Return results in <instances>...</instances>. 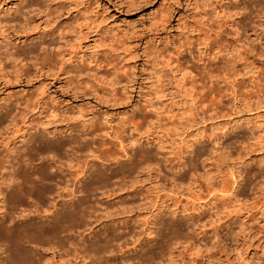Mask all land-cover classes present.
I'll return each instance as SVG.
<instances>
[{
    "label": "rangeland",
    "instance_id": "374dc122",
    "mask_svg": "<svg viewBox=\"0 0 264 264\" xmlns=\"http://www.w3.org/2000/svg\"><path fill=\"white\" fill-rule=\"evenodd\" d=\"M222 1L236 13L231 12V17L222 13L214 16L213 6ZM246 1L248 6L244 8L242 3L232 0H0V64L3 68L0 73V157L13 144L16 147L13 150L24 144H38L36 147L40 149L34 147L35 150H32L37 152L38 157L36 152L34 157L29 154L33 162L28 154L26 158L25 154L23 157L30 164H39V167L42 161L51 162L52 155L64 167L70 165L67 164L70 161L67 156L68 159L75 158V154L79 156L81 165L78 163V167L71 168L74 169L72 172L77 169V174L82 173L78 174L81 182L77 183L80 185L81 196L77 192L74 193L75 198H85L80 203L99 210L97 214L109 210L111 215L104 218L101 216L98 220H102L101 222H89V219L80 217L81 213L78 214L82 208V204L78 203L80 209H77V215L80 216L77 221L81 218L83 222L81 224L80 220V225L75 226L78 231L75 227H68L73 232L71 234L76 235L75 232L79 233L81 230L80 234L83 232L82 235L89 237L98 230L112 231L114 228L115 231L122 232L123 238H127L125 230L129 226L137 228L135 225L139 220L136 218L143 219L146 216L145 213H140L132 217L127 213L126 206L136 204L138 197L145 192L153 197L158 191L157 193L162 194V227L153 238L155 241L150 242L153 243L152 260L142 261L141 264H160L159 261L162 264L163 255L159 254H162L166 236L174 238L176 235L184 239L190 233L191 236L194 235L188 227L189 219L180 216H187L188 213V216H195L206 224L209 217H214V210L222 209L221 202L216 205L218 208L211 202L210 205H203L204 208L199 206L208 199L209 186L204 180L207 179L208 183L212 178L206 173L215 168L230 183L228 185L235 188L240 204L239 206L237 200L228 202L230 211L232 208L235 211L229 212L227 217L225 212L219 214L221 219L224 214L225 219L218 220V224L225 220L228 223L226 226L220 225L221 228L217 227L220 230L221 251L219 253L216 248L213 249L219 253L216 256L221 255V259L229 260L226 264H244V261L248 264H264V15L258 9L262 3L260 0ZM32 2L33 5L40 4V11L31 12L28 6ZM24 11H28L30 17L24 19ZM44 14L47 16L44 17ZM232 18L238 19L236 27L230 22ZM24 24L27 28L23 31ZM14 30L17 33L13 34ZM15 37H21L20 40L27 37L23 43L17 44L21 47L18 52L23 51L20 55L25 58L22 62L27 64L24 77L14 76L10 72V64L3 57V53L13 45ZM65 41L68 42L67 45H64ZM233 44L240 47L239 56L231 51ZM40 45H43L44 52L39 49ZM60 46L76 57L80 56L78 71L65 74L58 71L60 56L57 51ZM164 60H168L166 66ZM49 64L53 67L51 70L46 69ZM92 72H95L94 76L91 75ZM55 74L58 75L57 78L52 77ZM71 88H77L72 92L73 95ZM40 95L43 96L46 112L39 115L27 112L25 116H21L25 99L30 101ZM149 96L157 102V106L162 105L160 110L165 109L166 115L164 112V117L161 115L162 119H159L161 123L147 107ZM5 105L7 107L3 109ZM60 106L64 108L63 112L60 111ZM10 115L14 121L9 120ZM67 126L69 130H66ZM128 127H131L129 135L126 133ZM115 134L123 135V144L128 146L119 147ZM77 135L83 137V142H80ZM215 136H220L219 141L222 143L217 148V156L209 152L210 148L213 150L209 138ZM130 143L135 144L134 147L136 144H148L143 146L144 149L150 151V157L156 158L157 166H153L158 169L152 171L156 176L155 179L149 178V184L137 181L139 183H132L131 187L130 182L135 174L131 171L132 163L129 162L128 166L124 163L126 167L120 168L121 163L128 160H124L126 151L123 149H129ZM59 144H62L61 152L56 148L60 147ZM70 144H86L88 148L95 150V156L91 157L90 152H86L87 148L73 151ZM189 144L193 146L189 147ZM46 150L50 152L46 153ZM14 152V155L19 154ZM72 158L73 162L69 163L74 164L76 160ZM181 161L186 163L178 173V178L172 180L174 170L179 168L176 164ZM205 169H208L206 173ZM143 172H137L138 179H143ZM35 173L37 176L42 175V171L33 174ZM100 179L104 182L100 183ZM116 182L121 187L118 190L119 187L114 185ZM113 187H117L116 191ZM91 190H96L97 193L94 191V194H98L99 201ZM97 190L103 193L106 191V194ZM88 191H91L90 194ZM231 204H235L234 207ZM22 205L19 204L22 209L17 205L13 214L16 212L18 214L15 215L19 216L21 212L22 215L25 207L30 212L31 208ZM166 206H176L177 214L170 213ZM209 207L212 209L208 210ZM175 218L179 219V225L166 224ZM88 222L92 223V227L87 226ZM105 225L110 228L107 229ZM206 225L209 226L208 223ZM69 230L67 231L70 234ZM15 234H19V237L22 235L19 232ZM15 234L11 238L14 243L18 240ZM102 237L104 239V234ZM102 240L97 242L101 244ZM2 241L1 238V246ZM1 246L0 249L3 248ZM117 249H114V254L111 253L115 259L121 256V251ZM20 251L14 252L15 256L10 254L14 257L7 258L9 263L13 259L18 262L21 260L24 252L18 255ZM173 251L176 254L174 249ZM182 253L183 260L188 262L192 257L189 251L183 249ZM25 254L21 262L28 264ZM29 254L26 257L33 252ZM105 254L103 252L101 255ZM4 255L6 253H2L3 257ZM201 258L196 257L195 263L204 264L206 261Z\"/></svg>",
    "mask_w": 264,
    "mask_h": 264
},
{
    "label": "bare ground",
    "instance_id": "6f19581e",
    "mask_svg": "<svg viewBox=\"0 0 264 264\" xmlns=\"http://www.w3.org/2000/svg\"><path fill=\"white\" fill-rule=\"evenodd\" d=\"M232 1H234L235 3L236 2L237 3H239V2L242 3L244 5L243 6L244 8H246L248 6V1H246V0H232ZM260 1L262 3L259 4L260 7L258 9H259V12L262 13V15H264V4H263L264 0H260ZM39 5H40L39 3H37V5H33V2H32V4H30L28 7L30 8L31 12L32 11L38 12V11H40V6ZM212 11L214 12L213 13L214 16H215V14H216V16H218V14L222 13V14H225V16L229 15L231 17L232 16L231 12L232 13H234V12L236 13V11H234V9H231L223 1L220 2L218 5H214ZM24 12H25V15H26V16H23L24 19H26L27 17H30V14H28L29 13L28 11H24ZM222 14L219 15V16H222ZM45 16H47V15L44 14V17ZM237 20L238 19H235V18L231 19L230 22L232 23V26L236 27ZM263 22H264V19H263ZM25 27L26 26L24 24L23 27H22L23 31L27 28V27L26 28ZM15 32L17 33V31L14 30L13 34H15ZM238 34H239V32L237 30L236 31V35H238ZM10 36H12V35H10ZM22 36L23 35H21V37ZM21 37L13 38V40H14L13 45L14 46L12 45L11 48L8 51L3 53L4 59L6 61H8V63L10 64V72L12 74H14V76L16 75L18 77H22L24 72H25V70H26V68H27V64L25 62H22L23 59H25L24 56L21 57V55H20V54L23 53V51L21 50L22 53L18 52V48L20 46L17 45L19 42L25 41V39L27 37L22 39V40H20ZM64 43H65L64 45L68 44L67 41H65ZM217 43L220 44L219 42H217ZM238 46H240V45L238 44ZM230 48H231V51H233L236 55L239 56L238 53L240 51V47H237V45L235 46L233 44ZM20 49H21V47H20ZM39 49L44 52L43 45H40ZM65 49L66 48H63V47L60 46L58 48V51H57V55L60 56L59 57L60 58V60H59L60 69L58 71L60 73H62V74L63 73L64 74L68 73V72L73 71V70L78 71L79 70L78 67H79L80 61H81L80 56L76 57L75 55H73L72 53L66 51ZM27 52L29 53V49H28ZM216 53H217V49H216ZM0 62H1V57H0ZM164 62H163L164 66H166V64H168V63H166V62H168V60H164ZM52 68L53 67L50 64L46 66L47 70H51ZM178 68H180V66ZM2 69L3 68H2V66L0 64V73H1ZM170 69H171V67H170ZM182 69H183V67H182ZM177 70H179V69H177ZM88 72H89V70H88ZM209 73H210V71H209ZM91 75L94 76L95 72H92ZM207 75H208V73H207ZM57 76L58 75L55 74V76L53 75L52 77L57 78ZM233 80H232V82H234ZM74 90H77V88H73V89L71 88V90H70L71 93L74 92ZM156 92H157V90H156ZM71 95H73V93ZM153 96H155V95H153ZM155 102H154L153 98L151 96H149V98L147 99V103H148L147 107L150 109V111H152V114L154 113V116L156 117L155 119L157 121H160L159 119L161 117H164L163 113L165 112V109L164 110H160L161 109L160 106H162V105H158L157 106V102L156 103ZM23 103H24V105L22 107L23 111H22V115L21 116H25V114L27 112H30L31 114L32 113L33 114L38 113V115L42 114L43 112H46V108H45V105H44V101H43V96L42 95H40L39 97H36V98H34L33 100H30V101H29V99H25V101ZM6 107L7 106L5 105L3 107V109L6 108ZM211 109H212V107H211ZM63 110H64V108H62L60 106V111L63 112ZM1 111H2V109L0 108V112ZM5 111H6V109H5ZM214 111H215V109H214ZM50 113H52V109L50 110ZM161 115H163V116H161ZM165 115H166V112H165ZM9 120L10 121L11 120L14 121V119H13V117L11 115H10V119ZM164 120L165 119L163 118V121ZM153 123H154V121H153ZM159 123H161V121ZM151 124H152V121H151ZM128 129L129 130H126V133H128L127 135L130 134L131 127L130 128L128 127ZM134 129H135V127H134ZM66 130H69L68 126L66 127ZM123 131H124V128H123ZM222 134H224V133H222ZM77 137H78V135H77ZM114 137L118 140L119 147L122 148L124 145L128 146V144H123V140H122L123 139L122 138L123 135L119 136L118 134L117 135L115 134ZM219 137L215 136V137L209 138V141H210V143H212V148H213V150L210 148V150H211V151H209L210 154L211 153H215L216 156L218 155L217 154L218 153L217 148L221 147V145H222V143H220V141H219ZM78 138L80 139V142H83V140H81V139H83V137H81L79 135ZM241 139H242V136H241ZM194 140H196V139H194ZM239 141L242 142V140H239ZM194 142H196V141H194ZM190 143H193V142H190ZM2 145L6 146L4 144H2ZM61 145H60V147H56V148H58L60 150L61 149ZM65 145L67 146V144H65ZM133 145H135V144H131L130 143L129 149H126V148L123 149V150L126 151V154H125L126 155V157H125L126 159H124V160L128 159L127 160L128 162L127 161L126 162L123 161V163H121V167L120 168L126 167V165L129 162L132 163V165H131V169L132 170L131 171H134L135 174L132 176L133 178H132V181L130 182V185L132 183H134V184L139 183L137 181H141V182L143 181L144 183L148 182V184H149L150 183L149 182V178H154L155 179V176H156V175L154 176L152 174V171L154 172L156 169H158L157 167H154V166H157V162L155 161L156 158L154 159V157H150V154H151L150 151L147 150V149H144L143 146H147L148 144H136L137 147L136 146L134 147ZM157 145L160 146L159 144H157ZM36 146H38V144L37 145L36 144H33V145L32 144H24V146H22L23 148L22 147L19 148L20 147L19 146L18 147L19 149L13 150V149L16 148L15 145L13 144V146H11V148L8 150V152H6L4 150L5 152L2 154V156L4 158H2V156L0 157V230H1L0 235H1V238L3 240L2 241L3 245L1 246V244H0V246L3 247V248L0 249L1 250V253H0L1 254L0 255L1 264L2 263L7 264L6 262L9 263L8 259L11 258V257H14L16 255L14 252L20 251V250H22L24 253L22 251H20V252H18V255H19V253H23V255H22L23 256L22 257L23 260H24V254H25V251H26L25 260L27 259L26 261H28V264H141L142 261H147L148 260V262H149V261L152 260V256H154V254H153V251L151 250V244H153V243L150 244V242L151 241L153 242V240H154L153 238H155L156 234L159 233V229L162 227V221H163L162 220V215H161V213H162L161 212V209H162V194L157 193L158 192L157 191L153 197H150L149 195H147L148 193L146 194V192H145L144 195L141 194L140 197H138V199H137L138 201H137L136 204L134 203L135 202L134 201L133 202L134 203L133 206H129V207L126 206V209L129 211V212L127 211V213H130V216L133 217L135 215L134 217H136L140 213H143V214L145 213L144 216H146L143 219L142 218L141 219L136 218L137 221L139 220V223H138L139 226H137L138 224L135 225L138 228V230H137V228H133V226L131 228L129 226V228L126 229V230L124 229L126 231L125 232L126 233L125 236H127V238H123L122 232L115 231L114 228L112 229V231L104 230L103 232H101V230H98V232H94V234L89 235V237L84 236V235H82L83 232L80 234L81 230L79 231V233H77L78 230L75 227V226H79L80 225L81 218L82 219L83 218L84 219L87 218V219H89V220H87L89 222L91 220H92L91 222H93L94 220L97 222L98 220L101 219V216H103L102 218L110 216L111 212H109V210H105V211H103V213L97 214V211H99V210L93 208L92 206L82 204L83 200H85V198L84 199L83 198L80 199L78 194H77L78 197L76 196L77 198H75L74 193H77V192L80 193V189H79L80 185L77 184V183L81 182V181H79V175L80 174L82 175V173L79 172L80 171V169H79V171H78L79 175H78L77 172H76L77 169H76V171L72 172L74 169L72 170L71 168L72 167L76 168L74 166L78 167L79 165H81L79 163L80 160L78 161L79 156H77L76 154H75V158L74 157L72 158L70 156L72 159L76 160V161H74V164H71L73 162V160H71V158L68 159V156H67L66 157L67 160H70L72 162L69 163L70 161H68L67 164H70V165H68V167H64V165L62 166V163L59 162L60 160L57 161L58 159L56 160L55 157L52 155L53 157L51 156V162L47 161V163H43V161H42V162H40L41 166L39 167V164H38V166H36L34 163L30 164L29 162L25 161L26 159H24V157H23L24 154H25V158H26V154H28V155L32 154L31 156H33V157L35 155L37 156V152L36 151H35L36 153L32 152V150L33 151L35 150L34 147H36ZM45 146L47 148V145H45ZM50 146H51V144H50ZM188 146L192 147L193 144H189ZM52 147H54V144H53ZM68 147H69V145H68ZM138 147L142 148V149H140V150L137 149L138 150L137 151L136 148H138ZM36 148H38V147H36ZM71 148H73V151H77V149L80 150L82 148H85V149L87 148L86 152H88V153L90 152V156L91 157L95 154L94 153L95 150L93 151L92 147H91L92 149L88 148V145H86V144H76V146H73L72 144H70V149ZM75 148H76V150H74ZM97 148H98V146H97ZM38 149H40V147ZM38 149H37V151H38ZM42 149L43 148H42V145H41V150ZM49 149H50V147H49ZM41 150H40V153L43 152V150H42V152H41ZM61 150H60V152H61ZM191 150H193V149H191ZM14 151H16L19 154L18 155L17 154L14 155L13 154ZM30 151H31V153H30ZM50 151H52V149H50ZM53 151H55V150H53ZM56 151H57V154H58V150H56ZM45 152L49 153V152H47V150ZM209 152L207 150V153H209ZM34 153H35V155H33ZM51 153H53V152H51ZM204 153L206 154V151ZM53 154H55V156L57 155L55 152ZM64 154L66 155V152H64ZM73 154H74V152H73ZM201 154H203V153L201 152ZM38 155H39V153H38ZM58 155H60V154H58ZM65 155H64V157H65ZM137 155H139V156H137ZM31 156L29 155L30 159H31ZM47 156H49V154H47ZM136 156H137V158H136ZM208 156H210V155H208ZM211 157H213V156H211ZM47 158L48 157H46V159ZM214 158H216V157H214ZM207 159H208V157H207ZM31 160H32V162L34 161L33 159H31ZM62 162H64V161H62ZM78 163H79V165H78ZM124 163H126V165ZM130 163H129V165H130ZM169 163H170V161H169ZM185 163H186L185 161L184 162L181 161L179 164H176V165H178L177 167H179V168L174 170L173 175L171 176L172 180H175L176 178H178V176H179L178 173L181 171L182 167H184ZM53 166H54V168H53ZM49 168H51V169H49ZM69 169H71V170H69ZM129 169H130V167H129ZM38 170L40 172L42 171V175L41 176L40 175L37 176L36 173H35V175L33 174L34 172H39ZM87 170L89 171L90 169L88 168ZM139 170H140V173L145 171L143 173L145 174L146 177L143 176L142 177L143 179H138L139 177H138L137 172H139ZM216 170L217 169H215V168L214 169H209V171H208V169L207 170L205 169V173L208 171L206 174H208V176L210 175V178L213 179V182H212V179H210V178L209 179H210L211 182L209 181L207 183L208 180L207 179L204 180V181H206L205 184H207L209 186L208 187L209 189L207 191L208 192L207 193L208 194V199H207V196H206L205 198L207 200L203 201L202 205L200 204L199 206L200 207H203V205L207 206L211 202V204L215 205V207L218 208L217 207L219 205L218 203L221 202L222 209H220V207H219V209H220V210L218 209L219 211H216V210H214V212L211 211V212H213V216L214 217H212L210 215L211 217H209V216L208 217L211 220L209 219V221H207V220H206L207 222L205 221L206 224L208 223L209 226H207L205 223H203L204 221L201 222L198 219H196L195 216H192V215L188 216V213L186 214L187 216H184V215L180 216L181 218L189 219L188 222L190 221V224H189L188 227L191 228L190 231L193 232L194 235L191 236L192 233H190L191 235L190 236L189 235L188 236L185 235L186 237H184V239H183L182 236H181L182 238L180 236L176 237V235H174L175 236L174 238L173 237L168 238L166 236V239L164 241V246L162 248V254H159V256L163 255L162 264H196L195 263L196 262L195 259L198 256L202 257L203 260L206 261L204 264H222L223 262L226 264L229 261V260L227 261L226 258L221 259V258H223V257H221V255L216 256V254H219L220 251H221L220 250L221 249V245H220L221 239H220V234H219L220 230H218L217 227L219 226V228H221L220 225L226 226L227 223H228V222H226V220L223 221L226 224L221 223L220 225L218 224V220L222 221V219H225L224 218V214H226L225 216L227 217L229 212L235 211L233 208L230 211V206L227 205V203L228 202L229 203L230 202L233 203V202H235L237 200V198H236L237 197V191L235 192L234 191L235 188L233 189L232 187H230V185H228L230 183H228L227 180H225L226 178H224V176H220L219 172H217ZM73 173H75V175ZM193 173H194V171H193ZM193 173L191 174V176L194 175ZM116 174H118L117 171H116ZM201 174H200V177H201ZM202 175H204V174H202ZM205 176H204V178H205ZM208 176H206V177H208ZM104 177L102 176V178H104ZM214 180L217 181V182H214ZM101 181H102V179H100V183H101ZM102 182H104V180ZM105 183L107 184L106 180H105ZM106 184H104V185L107 186ZM102 185H103V183H102ZM111 185L112 184H110V186ZM114 185L118 186L119 184H117V182H116V184H114ZM130 185H128V187H130ZM118 187L119 188L116 187L117 190L121 188L120 186H118ZM131 187H133V185H131ZM92 188H94V187H92ZM116 188L113 187L114 191H116L115 190ZM130 189H132V188H130ZM111 190H112V188H111ZM160 190H162V189H160ZM160 190H159V192H160ZM91 191L93 192V195H95L94 191L96 192V190H91ZM91 191H88V194H90L89 192H91ZM106 191H109V190H106ZM153 191H154V187H153ZM100 192H102V191L100 190ZM147 192H148V190H147ZM195 192H196V190H195ZM239 193H240V191H239ZM79 195L81 196V193ZM97 195H95V199H97V197H98ZM135 195H133V196H135ZM166 197H168V196L166 195ZM13 198H14V200H13ZM173 198H171V199H173ZM191 198H193V197H191ZM68 199H72L71 202L67 201ZM191 200H189V202ZM238 200H239V198H238ZM11 202H12V204H11ZM80 202H82V203H80ZM78 203L82 204L80 206L82 208L80 209V207H79L80 210L78 209V205H79ZM85 203H86V201H85ZM237 203L240 206L239 201ZM19 204L27 205L28 208H31L30 212H28L27 208L25 207V210L27 211V213H24L25 212V210H24V212H22L23 213L22 215H21V212H19L20 213L19 216L15 215V214H18L16 212H15V214H13L14 213L13 210L15 211V207H17V205L19 207ZM231 205H232V207H234L235 204H231ZM238 205H237V207H238ZM169 206H166V207L170 211V213L177 214V210H175L176 206H174V208H172V207L170 208ZM227 206L229 207V209H228ZM212 207H209L208 210L212 209ZM19 208L22 209L21 207H19ZM235 208H236V206H235ZM77 209L80 212L77 211ZM213 209H214V207H213ZM142 210H144V211H142ZM19 211H21V210H19ZM121 211L125 212V210H121ZM259 211L261 212V210H259ZM223 212H225V213L223 214V218L221 219L219 214L223 213ZM77 213L78 214L81 213L80 214L81 216L77 215ZM197 215L198 214H196V216ZM78 216L81 217L79 221H77L78 220ZM180 217H178V218H180ZM178 218L177 219L175 218V220L172 219V220H170V222H168L166 224H168L169 226L179 225V219ZM136 220L134 221V224L137 223ZM241 220H242V218H241ZM87 221H86V223H87ZM101 221H98V222H101ZM130 221H132L131 218H130ZM82 222L83 221L81 220V224H82ZM89 222H88L87 226H91L90 224H92V223L89 224ZM215 222H217V224H215ZM86 223H83V225L84 224L86 225ZM212 223H214V224L212 225ZM124 225H123V227H124ZM131 225H132V223H131ZM105 226H107V225H105ZM110 226H112V225H110ZM68 227H72V228L75 227L76 228L75 230H77L75 232L76 235L71 234L73 232H71L68 229ZM108 227L109 226H107V229L110 228V227L109 228ZM87 228H89V227H87ZM67 230L70 231V234L68 233ZM174 231H176V230H174ZM16 232H19L20 235L21 234L22 235L19 237L18 236L19 234L18 235L15 234ZM88 232H86V233H88ZM167 233H166V235H167ZM13 234H15L16 238H18L17 241L15 240L16 238L14 239V241H16L15 243L11 240ZM103 234H104V239L102 237ZM85 235H87V234H85ZM99 238L103 239V240L100 239V240L103 241V243L99 244L97 242V241H100ZM156 239H159V238H156ZM156 242H157V240H156ZM182 242H184L185 245H183L184 243H182ZM223 246H222V248H223ZM27 247L29 249H27ZM115 248L116 249L118 248L117 250L121 251V256H120L119 259H115L114 255L111 254V253H113ZM180 248H182V250L184 249L185 251L188 250L190 256H192L189 259L188 262H185L183 260V258H182V254L183 253H182V250H180ZM215 248L219 251V253H216V251L213 250ZM173 249L176 251V254H173V252H174ZM28 251H29L30 254H31V252H33V254L30 255L28 253L30 256L26 257V255H28L27 254ZM37 251H39V253ZM154 251H156V250H154ZM103 252L106 253L107 255L105 254V256H102L101 254ZM2 253H6V255H4V257H3ZM11 253L13 255L14 254L15 255L14 256H10ZM41 253H43L45 255H41ZM108 254H111V255H108ZM222 254H224V253H222ZM238 254H237V256H238ZM222 256H224V255H222ZM20 258H21V256H20ZM22 258H21V260L19 262L22 261ZM125 258H127V259H125ZM154 258H156V257H154ZM13 261H14V259H13ZM13 261H11V262H13ZM17 262L18 261L15 260L13 262V264H15ZM19 262L17 264H19ZM23 263L25 264L27 262H23ZM23 263L21 262L20 264H23ZM158 263L161 264V261H159ZM229 263L231 264L232 262H229ZM244 264H248V263H245V261H244Z\"/></svg>",
    "mask_w": 264,
    "mask_h": 264
}]
</instances>
